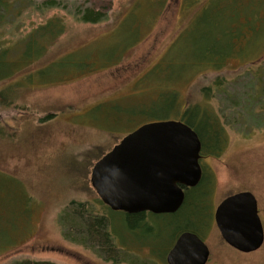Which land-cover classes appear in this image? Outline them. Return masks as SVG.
I'll return each instance as SVG.
<instances>
[{
    "label": "rangeland",
    "instance_id": "obj_1",
    "mask_svg": "<svg viewBox=\"0 0 264 264\" xmlns=\"http://www.w3.org/2000/svg\"><path fill=\"white\" fill-rule=\"evenodd\" d=\"M61 2L65 9L23 12L0 39V46L16 48L52 17L65 24L56 41L42 43L38 61L0 84L1 92L22 83L9 91L6 104L0 98V226L16 230L11 246L0 231V264H162L127 234L112 253L77 244L83 240L74 222L60 219L74 204L95 200L92 160L142 123L177 120L193 106L218 112L227 132L221 156L202 162L215 182L213 213L227 197L249 192L264 230V0H219L220 11L204 15L202 0H114L97 25L76 16L87 5L83 0ZM215 44L230 47L225 68L216 73L193 67L202 61L198 54ZM67 61L77 69L59 82L38 81L40 72ZM29 74L37 76L31 83ZM224 79L222 92L209 100L205 90ZM172 94L176 109L166 105ZM150 108L148 119L143 111ZM105 214L117 217L119 233L129 229L123 213ZM203 238L207 264H264V243L257 252L239 253L222 241L215 223Z\"/></svg>",
    "mask_w": 264,
    "mask_h": 264
},
{
    "label": "trees",
    "instance_id": "obj_2",
    "mask_svg": "<svg viewBox=\"0 0 264 264\" xmlns=\"http://www.w3.org/2000/svg\"><path fill=\"white\" fill-rule=\"evenodd\" d=\"M218 1L219 0H202L203 3L198 6L199 12H202L203 15L207 10L219 12L223 4L218 3ZM227 1L235 4V0ZM83 2L87 5L80 6L75 12L79 21L84 24L97 25L105 20L113 7L114 0H83ZM60 9H65L61 0H0V39L4 38L3 33H5L9 24L17 21L23 12L31 10L36 13H43ZM226 19L228 20L230 18L226 17ZM198 23H200V19ZM64 27L65 24L61 18L57 16L52 17L47 20L46 24L38 27L29 34V36L23 39V41L16 44V48H11L8 45L0 46V84L13 82L12 80L20 70H24L26 66H30L35 60L38 61L42 49H45L42 43L46 44L48 41H56L58 37L64 33ZM230 54L231 50L229 46L219 47L215 44L205 48L198 54V57H200L202 61L196 63L197 65L194 64L193 67L199 65V67H201L200 69H203V71L210 69L212 72L219 73L225 68L226 63H224L223 60L228 58ZM51 68L52 70L50 72H40L37 75L40 77L38 81L41 82V84L48 83L49 80L52 82H59L64 74H68L72 70L77 69L70 61L63 64H53ZM31 76L29 74L26 81L27 83H31V79L37 77L34 74H31ZM20 82L14 81L12 87L8 86L6 90L4 89L0 92V98L3 100V104H6L9 98L7 95L12 88L16 89L19 85L22 86ZM226 82H228L226 79L214 82L208 90H205L207 98L209 100L215 98L216 93L222 92V88ZM166 100L167 106L172 104L170 107L175 108V106L178 105L175 101L177 97L174 94L167 95ZM181 108L183 110L185 107L183 106ZM150 110L151 108L148 109V111H143L148 112V119L151 118ZM178 117L177 121H183L197 134L201 143L200 156L202 162L208 158H219L221 156L227 144V132L225 124L220 119L218 112H215V110L209 111L208 109L202 110L199 106H193L185 109L183 114ZM155 121L159 120H150L142 123V125ZM106 153L107 152H104L95 160H92L91 165L88 162L90 169L93 164ZM201 170L202 177L199 184L195 188L183 189L185 199L181 208L176 213L172 215H152L150 213L124 214L125 218L130 223V227L124 231L125 233L123 234H121V232L119 233V230L116 228L117 225L120 224L117 217L114 220H109V218L106 217L105 213H109L110 210L102 205L97 196H95L96 198L93 202L87 201L85 204H74L76 207H71L70 210L68 209L69 213L60 219V223L62 224L63 220L66 222H74L72 225L75 228V234L83 240H77V244H91L90 247L92 249L93 244H95L94 248L102 252L105 251L106 253L116 252L117 246L120 247L118 244L121 242L120 239H122L123 235L127 234V236L132 237L135 244L138 243L140 249L147 250L148 254L154 257L155 260H159L162 264H166L163 263L165 257L180 234L190 232L203 238V233L210 231L214 223L212 206H210L209 202L215 182L213 176L207 173L203 165ZM89 189L96 195L91 188ZM96 210H100L103 213L98 216V213L95 212ZM104 210H106V212ZM25 211H28L26 213L28 216L29 210L27 209ZM25 221L28 223L27 219ZM3 222L6 225L10 224L8 219ZM14 228V226L11 228L7 227L8 231H6L5 228H2V225L0 226V231L2 229L1 237H5L6 240L9 241L10 246L13 244V240L9 235L14 234L15 236L16 230ZM15 264L52 263L23 260Z\"/></svg>",
    "mask_w": 264,
    "mask_h": 264
},
{
    "label": "water",
    "instance_id": "obj_3",
    "mask_svg": "<svg viewBox=\"0 0 264 264\" xmlns=\"http://www.w3.org/2000/svg\"><path fill=\"white\" fill-rule=\"evenodd\" d=\"M201 143L183 121L143 124L96 161L90 185L110 211L128 215H172L182 206L184 188H195L202 177ZM214 223L222 241L242 253L257 252L264 230L256 198L241 192L215 209ZM210 251L194 233L180 234L165 257L166 264H207Z\"/></svg>",
    "mask_w": 264,
    "mask_h": 264
},
{
    "label": "flooded vegetation",
    "instance_id": "obj_4",
    "mask_svg": "<svg viewBox=\"0 0 264 264\" xmlns=\"http://www.w3.org/2000/svg\"><path fill=\"white\" fill-rule=\"evenodd\" d=\"M140 127V126H139ZM137 129V128H136ZM136 129H134V130H136ZM204 161V160H203ZM199 164H200V167H201V169H202V158H201V156H200V161H199ZM257 205H258V203H257ZM104 206V205H103ZM105 207V206H104ZM107 208V207H106ZM215 212V211H214ZM213 215H214V213H213ZM213 222H214V218H213Z\"/></svg>",
    "mask_w": 264,
    "mask_h": 264
}]
</instances>
